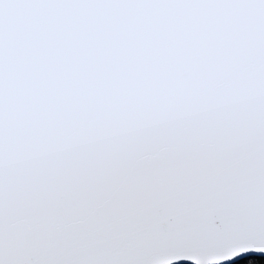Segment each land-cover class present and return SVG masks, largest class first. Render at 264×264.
Wrapping results in <instances>:
<instances>
[{"label":"snow or ice","instance_id":"6c2138e0","mask_svg":"<svg viewBox=\"0 0 264 264\" xmlns=\"http://www.w3.org/2000/svg\"><path fill=\"white\" fill-rule=\"evenodd\" d=\"M264 252V0H0V264Z\"/></svg>","mask_w":264,"mask_h":264},{"label":"water","instance_id":"95a60500","mask_svg":"<svg viewBox=\"0 0 264 264\" xmlns=\"http://www.w3.org/2000/svg\"><path fill=\"white\" fill-rule=\"evenodd\" d=\"M249 257L264 258V252L249 251V252L243 253L241 256L234 258L233 260L220 261L219 264H235ZM174 264H194V262L189 261V260H181V261L174 262Z\"/></svg>","mask_w":264,"mask_h":264},{"label":"trees","instance_id":"16d2710c","mask_svg":"<svg viewBox=\"0 0 264 264\" xmlns=\"http://www.w3.org/2000/svg\"><path fill=\"white\" fill-rule=\"evenodd\" d=\"M235 264H264V258L249 257Z\"/></svg>","mask_w":264,"mask_h":264}]
</instances>
